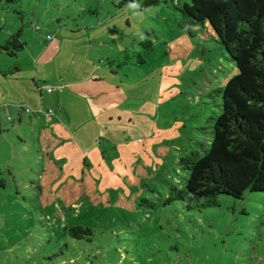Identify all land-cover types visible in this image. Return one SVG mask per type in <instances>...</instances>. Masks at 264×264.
Listing matches in <instances>:
<instances>
[{
  "label": "rangeland",
  "instance_id": "374dc122",
  "mask_svg": "<svg viewBox=\"0 0 264 264\" xmlns=\"http://www.w3.org/2000/svg\"><path fill=\"white\" fill-rule=\"evenodd\" d=\"M143 1L0 0V44L18 32L26 43L0 52V83L17 73L42 101L36 112L4 96L27 120L1 110L0 264H264V191L201 210L164 204L183 186L178 158L211 138L212 91L237 68L208 25H187L190 0ZM41 52L59 78H90L91 97L67 87L69 116L32 79ZM76 225L91 233L71 235Z\"/></svg>",
  "mask_w": 264,
  "mask_h": 264
},
{
  "label": "trees",
  "instance_id": "16d2710c",
  "mask_svg": "<svg viewBox=\"0 0 264 264\" xmlns=\"http://www.w3.org/2000/svg\"><path fill=\"white\" fill-rule=\"evenodd\" d=\"M157 3L144 0L143 7ZM181 11L189 27L212 29L237 68L223 87L212 91L220 96L221 112L206 119L209 142H197L195 149L178 158L179 168L186 172L183 186L171 185L164 201L181 200L187 209L201 210L217 205L221 194L241 198L246 191H264V0H190ZM25 44L18 32L0 44V52L15 55ZM141 44L152 48L148 39ZM80 232L91 230L80 225L69 228L75 237L80 238Z\"/></svg>",
  "mask_w": 264,
  "mask_h": 264
},
{
  "label": "crops",
  "instance_id": "0c3cea01",
  "mask_svg": "<svg viewBox=\"0 0 264 264\" xmlns=\"http://www.w3.org/2000/svg\"><path fill=\"white\" fill-rule=\"evenodd\" d=\"M51 39V38H50ZM49 39V40H50ZM57 45V42H55V40H50L49 43V50L52 52V50L54 49V47ZM43 54V55H42ZM55 65H54V58L53 55H49L48 53H43L41 52L38 55V59L35 62L34 65V72H33V77L32 79H34V83L36 84L37 88L38 86L40 87V85H46L52 87V91H48L49 93H58L59 94V99H60V103H61V108L62 111L66 114V116H69L70 112L67 110V108L64 106L63 103V98L65 95H67V87H69L71 90H74L75 93H78L80 91H77L79 89L77 88H84L86 90L87 93H84V95H87L88 97L93 96L87 88L90 85V78L89 79H83L80 82H67L66 80H64L63 78H59L58 77V73L55 70ZM2 74V78L4 79V81L7 83V85L9 86V89L11 88V91H13L15 93V95L17 97H20V102L23 103H29L31 104V106H33L35 109H38L39 107H42V101H40V98H37L35 95V90H33L32 93H30L29 91L31 89H29V87L31 88V84L29 83V80L27 79H22L17 77V73L13 74L12 72H1ZM61 79V80H59ZM4 88V85L0 83V114H1V110L4 109V107L6 105L12 106V108L14 109L15 105H16V109H17V115L15 117V119L17 120V122L19 123V125L21 124V122H23L24 120H27L26 116H25V112L23 111L24 109V105L23 103H10L8 102V100H4V96L5 93H7V90ZM83 92H80L79 94L81 95ZM41 95V92L39 93ZM19 101V99H18ZM17 102V101H15ZM57 107L58 109H60L58 102H57ZM23 108V109H22ZM1 124V122H0Z\"/></svg>",
  "mask_w": 264,
  "mask_h": 264
},
{
  "label": "built area",
  "instance_id": "2783aa9c",
  "mask_svg": "<svg viewBox=\"0 0 264 264\" xmlns=\"http://www.w3.org/2000/svg\"><path fill=\"white\" fill-rule=\"evenodd\" d=\"M47 38L50 39L51 37H50V36H47ZM46 89H47V91H49V92L52 91V87H50V86H47ZM22 109H23V108H22ZM23 110H24V109H23ZM28 110H29V109L26 108V111H28ZM38 111H41V108H38L36 112H38ZM46 112H47V113H51L52 110H51V109H47Z\"/></svg>",
  "mask_w": 264,
  "mask_h": 264
},
{
  "label": "clouds",
  "instance_id": "9594fccd",
  "mask_svg": "<svg viewBox=\"0 0 264 264\" xmlns=\"http://www.w3.org/2000/svg\"><path fill=\"white\" fill-rule=\"evenodd\" d=\"M127 7H133V8H135V7H139V5H138V4H135V3H133V4H129V5H127Z\"/></svg>",
  "mask_w": 264,
  "mask_h": 264
}]
</instances>
